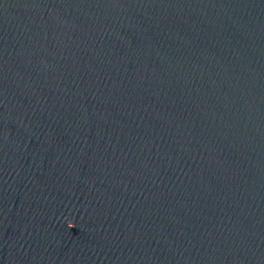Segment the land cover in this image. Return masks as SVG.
I'll return each mask as SVG.
<instances>
[{
  "label": "water",
  "instance_id": "1",
  "mask_svg": "<svg viewBox=\"0 0 264 264\" xmlns=\"http://www.w3.org/2000/svg\"><path fill=\"white\" fill-rule=\"evenodd\" d=\"M0 264H264V0H0Z\"/></svg>",
  "mask_w": 264,
  "mask_h": 264
},
{
  "label": "clouds",
  "instance_id": "2",
  "mask_svg": "<svg viewBox=\"0 0 264 264\" xmlns=\"http://www.w3.org/2000/svg\"><path fill=\"white\" fill-rule=\"evenodd\" d=\"M74 226H75V225L72 224V223H69V224H68V227H69V228H72V227H74Z\"/></svg>",
  "mask_w": 264,
  "mask_h": 264
}]
</instances>
